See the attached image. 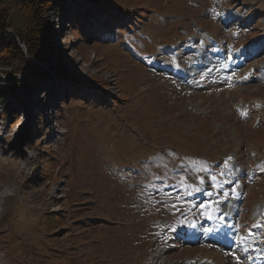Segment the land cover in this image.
<instances>
[{"label":"rangeland","instance_id":"obj_1","mask_svg":"<svg viewBox=\"0 0 264 264\" xmlns=\"http://www.w3.org/2000/svg\"><path fill=\"white\" fill-rule=\"evenodd\" d=\"M3 1L10 31H26L27 12ZM74 11L124 14L127 27L90 41L93 28L66 30L70 63L47 102L62 95L56 120L35 113L20 138L21 85L4 92L17 80L0 76V264H249L246 229L258 215L264 226V0H78ZM222 48L246 63L225 72ZM200 51L218 74L204 69L195 88L173 68Z\"/></svg>","mask_w":264,"mask_h":264},{"label":"snow or ice","instance_id":"obj_2","mask_svg":"<svg viewBox=\"0 0 264 264\" xmlns=\"http://www.w3.org/2000/svg\"><path fill=\"white\" fill-rule=\"evenodd\" d=\"M77 6L78 0H66L63 16H59L48 24L43 38L44 55L35 61H30V67L20 78L21 88L15 93V100L19 105L15 110L16 123L13 134L16 138L30 134L32 117L47 104L52 87L64 80L67 65L70 63L66 60L68 51H70V47L66 49L64 43L66 30L83 29L84 27L111 30L114 17L94 13L81 17L74 11ZM69 44L74 46L70 41ZM8 131L9 128L5 125L4 132ZM3 139V135H0V141ZM225 167H227V162H225ZM224 195L227 197L228 193ZM205 215L207 219H213L211 215ZM218 218L223 219L222 216ZM189 227L194 228L195 225L189 224ZM205 231L211 232L212 230L205 229Z\"/></svg>","mask_w":264,"mask_h":264},{"label":"trees","instance_id":"obj_3","mask_svg":"<svg viewBox=\"0 0 264 264\" xmlns=\"http://www.w3.org/2000/svg\"><path fill=\"white\" fill-rule=\"evenodd\" d=\"M27 12L28 27L21 33L9 31L13 28L8 21L9 10L0 0V67L5 73H14L16 82L11 78L6 85V91L14 93L19 88V76L25 75L30 67V61H35L44 55L43 38L50 24L60 11L64 0H14ZM25 45L26 49L22 46ZM80 52H84L79 45ZM10 69V70H7Z\"/></svg>","mask_w":264,"mask_h":264},{"label":"bare ground","instance_id":"obj_4","mask_svg":"<svg viewBox=\"0 0 264 264\" xmlns=\"http://www.w3.org/2000/svg\"><path fill=\"white\" fill-rule=\"evenodd\" d=\"M202 45H204V44H202ZM222 51H219V52H217V54H219V56H223L222 57V59H220V57H216L215 56V61L217 62L218 61V63H219V61H220V63H221V68L223 67V69L222 70H224L225 72H228L229 70H232V69H234L237 65H238V63L242 60V58H241V54L240 53H238L237 55H233V54H231V56L228 58V59H225L224 60V55L221 53ZM236 56H237V59H236ZM199 58H204V54H203V52L202 51H200V53L198 54V56L197 57H193L192 58V60H191V62H190V66H189V71H191V72H193L195 69H203V68H205L206 66H211L212 67V69L210 70V72L211 73H215L216 74V72L218 71V70H215L214 69V67H215V65H211V64H209V63H207V62H204V60H199ZM244 58V57H243ZM219 69V68H218ZM215 71V72H214ZM221 71V70H220ZM178 72V71H177ZM218 74V73H217ZM216 74V75H217ZM176 76H178V77H181V78H184V81L185 82H188L189 81V78L187 77H184V76H182V75H176ZM233 76L234 77H231V79H233V81H234V83L237 81V77H238V75L237 74H233ZM250 71H248V73H246V75L244 76V78H243V80H240L241 82H249V81H251V79H250ZM189 83V82H188ZM219 226V225H218ZM219 228V231H221V230H223L222 229V227H218ZM182 231H185L186 230V227L185 226H183L182 228ZM218 231V230H217ZM178 232H179V235H180V230H178ZM177 232V233H178ZM220 233V232H219ZM182 237V236H181ZM257 240V241H256ZM259 241H258V239L256 238V236H254V238H249L248 240H247V244L245 245V248H242L244 251H245V254H246V247L248 248V246L250 247V249L252 248V246L253 245H256L257 243H258ZM162 249L163 248H161L160 249V251H157V253H160L161 251H162ZM241 249V250H242ZM251 253V254H250ZM250 253L248 254L249 256L251 255L252 257H253V254H254V252H253V250L251 249L250 250ZM157 257H158V255H157ZM251 257V259H250V264H260V260H263V263H264V255H263V248H259V250H258V253H257V256L255 257V258H252Z\"/></svg>","mask_w":264,"mask_h":264}]
</instances>
